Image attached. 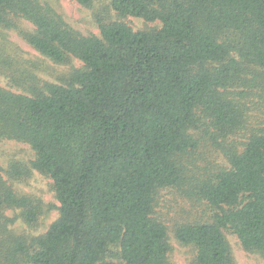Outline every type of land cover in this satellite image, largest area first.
I'll return each mask as SVG.
<instances>
[{"label": "trees", "instance_id": "1", "mask_svg": "<svg viewBox=\"0 0 264 264\" xmlns=\"http://www.w3.org/2000/svg\"><path fill=\"white\" fill-rule=\"evenodd\" d=\"M109 8L160 28L133 32L101 19L100 37L83 36L38 0H0V28L55 64L84 66L67 86L32 84L30 95L0 87V140L34 152L28 164L0 167V264H170L155 195L181 184L178 160L197 146L189 134L197 114L233 135L242 111L227 90L247 74L264 84V0H110ZM23 73L16 82L36 81ZM227 158L228 171L195 187L218 211L213 222L174 233L195 249L192 264H234L223 230L264 259V129ZM33 172L52 181L59 217L42 236H16L15 220L33 228L42 215L41 201L13 189Z\"/></svg>", "mask_w": 264, "mask_h": 264}, {"label": "rangeland", "instance_id": "2", "mask_svg": "<svg viewBox=\"0 0 264 264\" xmlns=\"http://www.w3.org/2000/svg\"><path fill=\"white\" fill-rule=\"evenodd\" d=\"M49 5L62 20L73 30L83 36L100 37L98 20L119 22L128 26L133 32L159 29L158 22L147 23L134 17H120L109 8L110 0H94L90 8L78 4L76 0H38ZM18 26L33 32L34 27L18 20ZM11 63L17 72H6L4 62ZM83 64L71 59L68 64L58 65L37 53L26 44L17 32L0 28V87L15 94L30 95L32 84L38 89L44 83L67 86L70 75L83 70ZM32 75L36 81L16 82L19 75ZM246 82L227 90L228 98L233 100L242 111L241 128L233 135L223 137L203 114H197V128L189 134L197 146L189 154L181 157L184 175L181 184L160 189L155 195L153 218L161 223L167 231L170 247L167 261L170 264H192L196 252L192 247L180 245L174 233L178 226L192 223H211L218 213L216 209L198 198L195 187L201 182L213 178L222 171H228L230 164L227 155L236 150L241 152L249 138L264 129V84L252 74L245 76ZM34 159V152L29 145L11 140H0V167L7 168L9 162L19 161L28 164ZM18 195L35 198L42 203V215L36 227H28L20 220L10 226L16 236L28 238L42 236L50 225L59 217V203L55 199L52 181L33 172L30 180L14 184ZM7 217L15 214L6 212ZM234 264H264V259L256 253L242 249L237 238L229 231H222Z\"/></svg>", "mask_w": 264, "mask_h": 264}]
</instances>
